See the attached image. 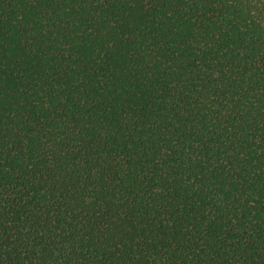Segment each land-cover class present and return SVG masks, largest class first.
I'll list each match as a JSON object with an SVG mask.
<instances>
[{
  "label": "trees",
  "instance_id": "trees-1",
  "mask_svg": "<svg viewBox=\"0 0 264 264\" xmlns=\"http://www.w3.org/2000/svg\"><path fill=\"white\" fill-rule=\"evenodd\" d=\"M0 264H264V0H0Z\"/></svg>",
  "mask_w": 264,
  "mask_h": 264
}]
</instances>
